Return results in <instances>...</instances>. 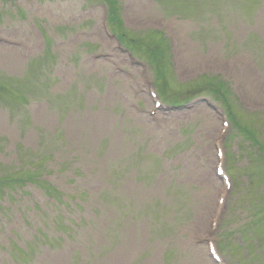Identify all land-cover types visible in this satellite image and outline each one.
Wrapping results in <instances>:
<instances>
[{
    "label": "rangeland",
    "instance_id": "rangeland-1",
    "mask_svg": "<svg viewBox=\"0 0 264 264\" xmlns=\"http://www.w3.org/2000/svg\"><path fill=\"white\" fill-rule=\"evenodd\" d=\"M101 1L0 0V264H264V0Z\"/></svg>",
    "mask_w": 264,
    "mask_h": 264
},
{
    "label": "trees",
    "instance_id": "trees-1",
    "mask_svg": "<svg viewBox=\"0 0 264 264\" xmlns=\"http://www.w3.org/2000/svg\"><path fill=\"white\" fill-rule=\"evenodd\" d=\"M232 117V115H231ZM233 120V117H232ZM46 164L47 160L43 159V157H36L34 160L28 163L29 167L25 172H17L18 174H21L22 176H16V177H10V178H0V184L1 183H9L13 184L16 188H18L21 184H26L29 186H32L35 188L44 186V191L48 192L51 191L52 193H55L56 191L53 189L54 186L50 183L48 184L45 180L40 179L41 172L44 174L46 170ZM41 188V189H42Z\"/></svg>",
    "mask_w": 264,
    "mask_h": 264
}]
</instances>
